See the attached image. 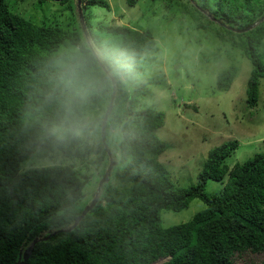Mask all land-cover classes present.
Returning <instances> with one entry per match:
<instances>
[{"label":"trees","instance_id":"16d2710c","mask_svg":"<svg viewBox=\"0 0 264 264\" xmlns=\"http://www.w3.org/2000/svg\"><path fill=\"white\" fill-rule=\"evenodd\" d=\"M46 1L36 0V8ZM52 1L71 10L77 2ZM168 3L182 14L193 9L198 27L212 29L251 62L245 94L254 106L264 80V20L244 32L227 26L244 28L259 20L264 0ZM95 6L110 9L107 0H81L85 27L100 49L95 30L118 43L110 51L116 72L102 91L77 94L62 81L58 62L76 50L95 54L78 14L70 27L34 22L0 0V264H18L19 252L39 235L26 264H264V152L229 166L225 158L238 143L225 141L208 151L195 183L175 185L158 161L166 149L156 134L164 114L154 107L138 108L147 82L134 74L143 72L140 63L156 43L152 32L103 22L93 30L88 19ZM236 71L235 64L219 71L216 87L227 89ZM112 79L115 98L102 140ZM116 129L120 139L112 150L107 141ZM108 152L113 161L116 152L130 158L115 171L119 185L104 182L96 203L73 228L50 234L80 215L89 175L72 163L24 166L54 155L102 163ZM208 180L220 181L221 189L207 192ZM194 199L204 206L190 219L162 224L163 210H182Z\"/></svg>","mask_w":264,"mask_h":264},{"label":"rangeland","instance_id":"374dc122","mask_svg":"<svg viewBox=\"0 0 264 264\" xmlns=\"http://www.w3.org/2000/svg\"><path fill=\"white\" fill-rule=\"evenodd\" d=\"M107 1L109 10L98 6L91 10L92 17L88 20L93 30L99 22L138 30L149 29L156 41L145 54L146 60L140 63L144 67L143 72L134 74L137 81L147 82V88L139 97L138 108L154 107L164 114L163 124L156 134L165 142L166 149L158 156V161L175 185L195 183L208 151L225 141L233 139L238 143L225 158L229 166L264 152V80L259 82L257 103L249 106L245 88L252 66L240 49L221 41L212 29L198 27L193 20L197 19L193 9L188 14H182L177 5L168 3V0H136L133 5L126 0ZM6 2L10 10L34 22L43 20L63 27H70L72 17L78 14L76 3L71 10L67 5L52 0L46 1L40 8H36V0ZM94 33L103 50L92 41L87 31H83L95 54H102L112 62L110 51L115 50L118 43L114 39L107 40L109 35L106 33L100 35L97 30ZM231 64L236 65V74L230 86L221 90L216 87V75ZM157 79L159 82L156 83ZM119 139V130L116 129L107 141L109 149L115 150ZM116 157L105 181L114 186L119 185L115 171L123 169L130 159L127 155H117V152ZM53 162L72 163L83 174L89 175L81 199L89 203L110 158L108 156L106 162L96 163L54 155L49 159L34 158L24 167L31 166L30 163ZM221 187L220 181L208 180L206 191L216 193ZM203 206L200 200L194 199L182 210H163L162 224L168 226L187 221Z\"/></svg>","mask_w":264,"mask_h":264},{"label":"clouds","instance_id":"9594fccd","mask_svg":"<svg viewBox=\"0 0 264 264\" xmlns=\"http://www.w3.org/2000/svg\"><path fill=\"white\" fill-rule=\"evenodd\" d=\"M58 67L62 81L77 94L102 91L107 77L116 72L113 63L104 55L79 50L64 54Z\"/></svg>","mask_w":264,"mask_h":264},{"label":"water","instance_id":"95a60500","mask_svg":"<svg viewBox=\"0 0 264 264\" xmlns=\"http://www.w3.org/2000/svg\"><path fill=\"white\" fill-rule=\"evenodd\" d=\"M76 7H77V11H78V16H79V19H80V22H81V25H82V29H83L84 32H86L87 30H86L84 19H83V15H82V12H81V0H77ZM263 20H264V15L259 20L255 21L254 23H252V24H250V25H248V26H246L244 28H235V27H230V26H227V27L229 29H231L232 31H234V32H244V31H247V30L253 28L256 24H258L259 22H261ZM112 83H113V86H112V94H111L110 102H109V104L107 106V109H106V111H105V113L103 115L102 121H101V136H102V140H104V131H105V127H106L107 118H108V115L111 112L112 103H113V100L115 98V81L113 79H112ZM108 153H109L110 163L108 164V166H107L102 178L98 182L95 194L92 197L91 201L89 203H87L83 207L80 215L75 218V220L73 221V223L70 226L59 228L57 230H54V231L50 232V234H54L57 231H68L71 228H73L78 223V221L83 217V215L88 210H90V208L96 203V201H97V199L99 197V194H100V190H101L102 184L108 179L110 171H111L112 166L114 164L113 160L111 159L110 152H108ZM39 240H41V235L35 237V239L29 244L28 247L25 248V250L23 252L22 251L19 252L18 264H26V260L28 259L29 255H30V253H31V251L33 249V245ZM21 257L23 258L22 260H20Z\"/></svg>","mask_w":264,"mask_h":264}]
</instances>
